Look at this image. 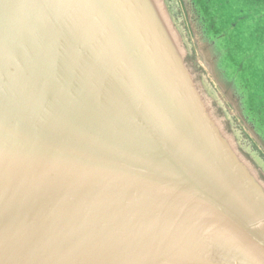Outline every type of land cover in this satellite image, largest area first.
Returning <instances> with one entry per match:
<instances>
[{"label":"water","instance_id":"water-1","mask_svg":"<svg viewBox=\"0 0 264 264\" xmlns=\"http://www.w3.org/2000/svg\"><path fill=\"white\" fill-rule=\"evenodd\" d=\"M255 2L0 0V264H264Z\"/></svg>","mask_w":264,"mask_h":264},{"label":"rangeland","instance_id":"rangeland-1","mask_svg":"<svg viewBox=\"0 0 264 264\" xmlns=\"http://www.w3.org/2000/svg\"><path fill=\"white\" fill-rule=\"evenodd\" d=\"M230 2L236 1L239 4L240 9L248 10L252 9V5L248 3V1H256V7H254V12L257 15L251 16V21L247 23V25L242 26L241 33L238 31L234 35L236 36L231 42L229 47V54L226 59L232 63L234 58L238 57L240 54V50H245L246 54L242 59L244 62L247 57L251 59L247 60L252 64V69H250L247 73L248 76L241 77L238 75L240 79L250 78L253 79V85L250 84L243 88L242 90L238 88L240 96L243 98V104L247 105L249 103V98L254 97V94H258L262 96V106L264 107V44L262 43V39L264 38V1L261 0H229ZM228 4V3H227ZM230 5L226 6L229 7ZM224 11L227 13L228 11L224 7ZM228 14H226L227 16ZM219 17H222V13L219 14ZM220 45L223 44L222 41H218ZM249 53V55H248ZM231 69V73H232ZM247 89V91H246ZM254 93V94H253ZM248 112V109L245 108V113ZM250 117H259L261 124H257L258 133L262 135L264 138V112L255 113L253 112Z\"/></svg>","mask_w":264,"mask_h":264}]
</instances>
